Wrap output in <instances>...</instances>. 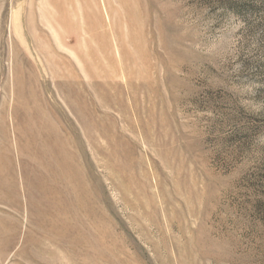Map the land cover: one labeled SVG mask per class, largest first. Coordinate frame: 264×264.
Instances as JSON below:
<instances>
[{"label": "rangeland", "instance_id": "1", "mask_svg": "<svg viewBox=\"0 0 264 264\" xmlns=\"http://www.w3.org/2000/svg\"><path fill=\"white\" fill-rule=\"evenodd\" d=\"M0 264H264V0H0Z\"/></svg>", "mask_w": 264, "mask_h": 264}, {"label": "bare ground", "instance_id": "2", "mask_svg": "<svg viewBox=\"0 0 264 264\" xmlns=\"http://www.w3.org/2000/svg\"><path fill=\"white\" fill-rule=\"evenodd\" d=\"M36 124H37V123H36ZM42 124H44V123H42ZM42 124H41V125H42ZM39 130H40V129H39ZM43 132H44V131H43ZM43 132H42V133H43ZM39 135H40V134H39ZM43 136H44V135H43ZM43 136H42V137H43ZM31 137H32V136H31ZM35 138H37V137L35 136ZM43 138H44V137H43ZM41 139H42V138H41ZM42 141H43V140H42ZM56 141H57V140H56ZM30 142H31V141H30ZM30 142H29V143H30ZM35 142H36V141H35ZM45 142H46V139H45ZM42 143H43V142H42ZM52 144H53V143H52ZM59 144H60V143H59ZM60 145H61V144H60ZM60 145H59V147H60ZM31 146H32V145H31ZM36 146H37V144H36ZM52 146H53V145H52ZM47 148H48V147H47ZM60 149H61V148H60ZM35 150H36V149H35ZM39 151H40V150H39ZM39 151H38V152H39ZM40 152H41V151H40ZM34 153H35V152H34ZM34 153H33V154H34ZM48 153H49V152H48ZM52 154H53V153H52ZM53 155H54V154H53ZM65 155H66V154H65ZM65 155H64V156H65ZM51 156H52V155H51ZM52 157H53V156H52ZM28 162H29V161H28ZM33 164H34V163H33ZM42 164H43V163H42ZM36 165H37V164H36ZM45 165H46V164H45ZM34 166H35V164H34ZM35 167H36V166H35ZM60 167H61V165H60ZM68 168H69V167H68ZM68 168H67V169H68ZM33 169H34V168H33ZM69 169H70V168H69ZM69 169H68V170H69ZM71 171H72V170H71ZM35 173H36V172H35ZM44 174H45V173H44ZM57 174H58V172H57ZM44 176H45V175H44ZM80 177H81V176H80ZM80 177H79V178H80ZM44 180H45V179H44ZM58 180H59V179H58ZM80 180H81V178H80ZM81 182H82V181H81ZM58 186H59V185H58ZM56 187H57V186H56ZM49 188H50V187H49ZM79 206H80V205H79Z\"/></svg>", "mask_w": 264, "mask_h": 264}]
</instances>
